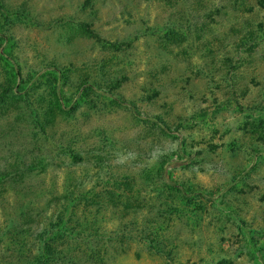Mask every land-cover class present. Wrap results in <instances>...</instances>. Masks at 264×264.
<instances>
[{"label": "rangeland", "instance_id": "rangeland-1", "mask_svg": "<svg viewBox=\"0 0 264 264\" xmlns=\"http://www.w3.org/2000/svg\"><path fill=\"white\" fill-rule=\"evenodd\" d=\"M254 1L0 0V90L20 85L30 100L22 91L2 109L56 111L31 136L13 112L0 128L17 123L13 150L48 170L39 201L54 210L55 193L69 192L70 225L98 239L107 264H264V9ZM248 30L259 39L242 46ZM58 89L63 114L49 105ZM165 180L205 196L185 199ZM47 220L26 223L5 203L0 264H21V237L35 257Z\"/></svg>", "mask_w": 264, "mask_h": 264}, {"label": "trees", "instance_id": "trees-1", "mask_svg": "<svg viewBox=\"0 0 264 264\" xmlns=\"http://www.w3.org/2000/svg\"><path fill=\"white\" fill-rule=\"evenodd\" d=\"M243 2L244 0H233L232 4L238 8L244 5ZM255 9H264V0H255L252 4V10ZM260 26L264 27L263 25ZM258 39L259 35L257 33L254 34L252 30H248L242 39V46H247L250 44L255 45ZM3 41L4 37L0 31V45L3 43ZM255 48L256 47L250 51L252 52ZM0 59L3 60L2 57H0ZM12 70L14 71V78L20 79L22 77V72L18 66L16 67L14 65ZM47 70L53 72L57 69L50 67ZM50 75L53 76V74ZM87 82L89 83H84L81 87L87 89L94 87V82L91 79ZM22 91H25V103L28 104L30 100H28L29 98H26L28 96L26 88L22 90V86L18 85L14 89L8 88L4 91L0 90V119L5 115V113L8 114V112L14 113L16 116L15 121L20 119V117H24L23 119L25 120L23 121L25 122L21 125L19 134L22 133V135L27 137L28 135H32V123L34 126H37V128L43 130V127L45 126L43 124H45V122L42 120L49 118L50 123H52L56 117V111L49 109L45 110V108L35 110L32 106H29L28 109L20 108V106L2 109L4 105L8 106V101L21 99L18 98L17 95H22ZM48 97L50 100L49 105L52 106L53 103H56V105L60 107V113L63 114L67 106H65V98L62 97L59 89L52 91ZM44 110L46 113L42 115ZM134 114L138 118H142L143 121L153 123L154 125L158 126L163 132L167 134L177 132V130H172L164 126V124L156 118L141 117L135 111ZM15 124L17 123L11 124L7 130L0 128V151H5L6 147L11 150V152L8 153L6 157H3V165L0 164V210H2V206L5 203L12 204V210L14 211V214L18 215L21 220L30 224H34L37 218H39V215H45V217L48 218L46 222H42L44 226L42 229L40 227V231L38 233L39 235H36L35 237L37 250L35 257L32 259L26 258L27 256L31 257L33 254H29L25 251L27 246L24 244L25 241H23L21 237V261L19 262H21V264H107L113 255H108L107 253L109 251L105 252L102 249V245L98 239H91L89 236H83V231L80 229V224H77L74 227L70 225L71 221L69 220V215H71L74 208L71 201V194L69 192L61 191L59 195L58 193H55L54 198L57 203L55 202L56 204L54 210L51 209L46 202L39 201V198H41L43 195L38 191V187L43 186L42 184L46 182V177L49 175L48 170L43 163L37 160L29 161L26 159V157L21 155L18 149L13 150L15 145L11 144L9 141L14 143V140L11 136L16 139L18 130L13 126ZM6 132L8 133L7 135ZM35 136L37 137V135ZM8 144L12 147H10ZM75 157L81 160L79 156L76 155ZM164 183H166L171 189L178 191L185 199L195 198L199 195L205 196V194L193 192L190 193L184 187L173 184L166 180ZM34 187L37 189H33ZM53 192L49 193L52 195V197ZM1 216H3V214ZM16 218L18 219L17 216ZM4 220H6V218ZM29 228L33 229L32 226ZM76 230L79 232L76 233ZM14 240L16 241V239ZM17 244L20 245V242H17ZM121 256L122 255L116 257L119 258ZM14 257L15 259L19 258L17 256ZM14 257H12V260H14L13 262L16 263L17 260H15ZM115 262L116 260L114 261V264ZM9 264H12V262Z\"/></svg>", "mask_w": 264, "mask_h": 264}]
</instances>
